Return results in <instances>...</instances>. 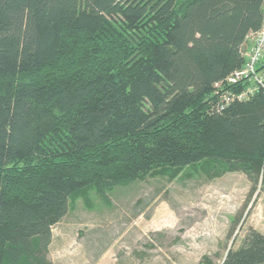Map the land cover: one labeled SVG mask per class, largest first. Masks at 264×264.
Returning <instances> with one entry per match:
<instances>
[{
  "label": "trees",
  "instance_id": "16d2710c",
  "mask_svg": "<svg viewBox=\"0 0 264 264\" xmlns=\"http://www.w3.org/2000/svg\"><path fill=\"white\" fill-rule=\"evenodd\" d=\"M263 22L264 0H0V264H46L89 188L197 164L256 182L264 88L226 79ZM221 264H264V235Z\"/></svg>",
  "mask_w": 264,
  "mask_h": 264
},
{
  "label": "rangeland",
  "instance_id": "374dc122",
  "mask_svg": "<svg viewBox=\"0 0 264 264\" xmlns=\"http://www.w3.org/2000/svg\"><path fill=\"white\" fill-rule=\"evenodd\" d=\"M246 81L243 92L254 86ZM202 166L158 170L106 200L81 191L52 228L46 264H221L250 230L264 235V174L253 182Z\"/></svg>",
  "mask_w": 264,
  "mask_h": 264
},
{
  "label": "built area",
  "instance_id": "2783aa9c",
  "mask_svg": "<svg viewBox=\"0 0 264 264\" xmlns=\"http://www.w3.org/2000/svg\"><path fill=\"white\" fill-rule=\"evenodd\" d=\"M248 40H252L254 44L247 60H245L241 68L234 71L226 79L228 84H237L242 80H248L249 82L252 80L254 82L252 88L240 94V99H245L247 95L254 93L259 88H264V71H258L259 73H257L258 65L260 64L261 66L264 60V22L261 29L251 34Z\"/></svg>",
  "mask_w": 264,
  "mask_h": 264
},
{
  "label": "crops",
  "instance_id": "0c3cea01",
  "mask_svg": "<svg viewBox=\"0 0 264 264\" xmlns=\"http://www.w3.org/2000/svg\"><path fill=\"white\" fill-rule=\"evenodd\" d=\"M244 47H245V46H244ZM244 47H243V48H244Z\"/></svg>",
  "mask_w": 264,
  "mask_h": 264
},
{
  "label": "bare ground",
  "instance_id": "6f19581e",
  "mask_svg": "<svg viewBox=\"0 0 264 264\" xmlns=\"http://www.w3.org/2000/svg\"><path fill=\"white\" fill-rule=\"evenodd\" d=\"M260 72V71H259Z\"/></svg>",
  "mask_w": 264,
  "mask_h": 264
}]
</instances>
